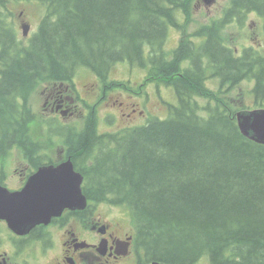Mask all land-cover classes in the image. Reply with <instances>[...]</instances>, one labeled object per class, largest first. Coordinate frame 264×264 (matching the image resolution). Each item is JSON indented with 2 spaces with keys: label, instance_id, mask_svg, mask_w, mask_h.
I'll return each mask as SVG.
<instances>
[{
  "label": "trees",
  "instance_id": "obj_1",
  "mask_svg": "<svg viewBox=\"0 0 264 264\" xmlns=\"http://www.w3.org/2000/svg\"><path fill=\"white\" fill-rule=\"evenodd\" d=\"M198 1L0 0V162L25 146L43 149L33 140L37 128L30 122L37 115L23 90L31 80L33 94L44 83L71 81L81 67L106 81L116 64L136 62L149 83L159 80L176 91L179 107L165 120L116 136H97L93 118L68 140L75 166L88 178L85 194L95 203L126 206L155 260L196 264L208 255L211 264H264V146L241 135L234 115L246 102L229 94L251 81L255 108H264V57L245 52L237 58L220 41L229 9L169 54L170 29H179L180 14L188 28ZM17 2H37L48 16L23 53L16 50L25 44L10 23L14 13L1 12ZM232 5L264 17V0ZM207 76L219 80L218 92ZM197 97L210 99L201 107L207 116L193 105L199 107ZM18 130L23 142L16 141ZM94 139L99 149L91 152Z\"/></svg>",
  "mask_w": 264,
  "mask_h": 264
},
{
  "label": "flooded vegetation",
  "instance_id": "obj_2",
  "mask_svg": "<svg viewBox=\"0 0 264 264\" xmlns=\"http://www.w3.org/2000/svg\"><path fill=\"white\" fill-rule=\"evenodd\" d=\"M253 14L257 15L256 12ZM259 27L263 28L264 24H260ZM252 49L259 51L258 46H253ZM91 85L92 89L86 94L107 101L112 100L114 91H111L109 87H103L97 83V80ZM48 90L44 92L45 110L57 116L58 119L76 117L83 112L73 84H54L53 88ZM81 100L87 102V99L82 97ZM126 107L131 106L129 104ZM135 112L134 109L133 113ZM128 116L131 115L128 114ZM94 146L95 139L91 149ZM61 155L63 159L68 157L67 152H61ZM24 162L36 168L28 157ZM30 169H14L15 175L10 176L5 174V169H0V186L11 190L21 189L32 174H29ZM16 186L20 188L14 189ZM33 189L26 197H12L11 203H17L20 207L23 202H28L33 196L38 195L40 198L44 195L41 188L33 186ZM46 195L56 198V195L51 193ZM59 206L60 204H57L55 207L59 208ZM103 210L101 204L93 205L92 203L82 212L66 210L62 221L56 222L54 218L48 224L33 226L25 233V236L16 235L7 227L5 221H0L7 229L5 237L10 240L7 244L8 249L0 251V264H151L154 262L138 247L136 238L125 219L113 217ZM51 230L54 231V237L51 235Z\"/></svg>",
  "mask_w": 264,
  "mask_h": 264
},
{
  "label": "rangeland",
  "instance_id": "obj_3",
  "mask_svg": "<svg viewBox=\"0 0 264 264\" xmlns=\"http://www.w3.org/2000/svg\"><path fill=\"white\" fill-rule=\"evenodd\" d=\"M230 5V0H218V2H215L212 6L206 7L204 4H201L200 6H197L194 8V13L189 14V25L193 23V26H190L189 32L194 31V33H198L201 31V27L209 25V20L210 19H217L219 18V15L221 12H224V9L226 10ZM11 6L13 7V11H15L16 16L12 18V21L15 23L16 26H19L20 23L23 21L29 22L32 25V33L31 36L37 31L38 26L40 21L42 20L43 16L45 15V18L40 26L47 21V11L45 8H42L39 4L37 3H24V2H18V3H12ZM229 10L231 12H236L238 11H244L243 9L239 8H233V5L230 6ZM183 14H180L179 17H183ZM179 24V22H178ZM39 28V30H40ZM179 29L183 30L184 27L179 24ZM20 34H22V30H20ZM187 35V34H186ZM30 36V35H29ZM248 36L247 29L243 30L239 26L233 24L231 26H227V29L223 31V38L226 43L231 44L233 46L236 45H242L243 48L247 49L252 43L249 41L246 43H242L240 38H246ZM33 37V36H32ZM32 37L29 38V41L32 39ZM170 39V36L168 37ZM177 35L173 34V40L176 41ZM263 41V39H262ZM37 42V41H36ZM33 45V50L35 47V44ZM21 50V49H19ZM166 50L170 51V41L169 43L167 42L166 44ZM23 53V50H21ZM33 53V52H32ZM241 54V52H239ZM32 55V54H31ZM32 58V56H29ZM112 69V68H111ZM111 69L108 70L107 73L111 71ZM87 73L90 75H86V78L84 80V85L89 84L92 82V80L95 78L89 71V69H86ZM80 71V72H79ZM82 73V69H78V75ZM77 75V76H78ZM92 75V76H91ZM146 71H143V69L139 68L138 63H120L116 64V68L114 67L113 72L111 73L108 81L110 83L112 82H117L120 84H124L126 87L123 89H117L114 91L112 94L118 93L116 99L120 102H127L129 93L132 95V101L135 102L138 105L139 111H144L146 113H136V116L129 118L128 115L124 116L123 112L126 111L128 114L133 115V111L124 109L121 105H116V104H107L105 101L102 100V98L99 97L98 103L104 107V113L103 115L105 118H107V121L111 122L112 124L114 123V116L119 117L122 121L121 123L123 124L124 127H136V126H142L145 125L146 122L149 119H160V120H165L170 116V113L175 109L179 107V101L177 98V95L174 91L173 88L167 87L164 84H160L159 80H153L156 83L152 84L148 82V77H146ZM157 79H160L158 75ZM131 79L135 82L134 83H129ZM159 82V83H158ZM208 86L211 89L219 90V85L220 82L218 79H210L208 81ZM78 88L80 89L81 86L77 85ZM254 83L250 81L243 80L239 85L236 87H233L230 89L229 94L231 96H237L241 97L242 100H246V105L249 108L254 107V101L253 100V94H252V89H253ZM103 87H109L108 84H106L105 81H103ZM46 88V84L38 88L33 94V80L28 83L27 86H24L23 90L25 94L29 97L28 98V108L30 107L34 108V111L37 113V116L39 120L35 121V125L37 128L36 135L37 139L40 141H45L46 138V130L43 127L42 123V118H46L48 114L44 112V103H45V96L42 94V91ZM20 91V90H19ZM22 91V90H21ZM49 91V90H46ZM45 91V92H46ZM83 95L86 94V90L84 89V86L82 88ZM13 93H9L7 97L11 96ZM32 94V95H31ZM210 99L206 97H197L198 103L201 105L202 108H205L206 104L208 103ZM131 101V100H130ZM213 103V102H212ZM199 111L198 114L201 116L206 115L204 111L201 112V107H198L195 103H193ZM82 118V117H81ZM77 119V118H76ZM76 119H71L69 123H75ZM99 117H97L96 120H98ZM99 133L103 134V132L100 130L99 126ZM105 127H103V130ZM16 130V129H15ZM19 131V130H18ZM4 133H1L2 135ZM24 132L20 130L17 133L16 136V141H22L21 136H23ZM59 141V140H56ZM52 148L49 150L51 155L53 157H57L59 153L62 150V144L60 142H55L54 145L51 144ZM27 152L30 154L31 157L36 158V155H39L41 152L40 148H35L34 146H31L30 148H26ZM16 158L19 161H22V159L18 156H15L13 158H8L7 155H5L1 159V163L5 164V169L8 171L9 168H12V166L15 164ZM8 160H12L10 162V165L7 164ZM36 166V165H35ZM35 169V167H31L30 173ZM103 207L106 208H111L114 210V215H117V211H122L120 208L117 207H112L110 205H105ZM129 224L132 226V221H128ZM0 240L2 242V245L0 246V251H5L7 250V244L10 242L5 235L7 234V229L6 226L3 224H0ZM51 235L54 237V231L51 230ZM3 240V241H2ZM209 258L208 256H203L200 258V260L196 264H210L209 263Z\"/></svg>",
  "mask_w": 264,
  "mask_h": 264
},
{
  "label": "bare ground",
  "instance_id": "obj_4",
  "mask_svg": "<svg viewBox=\"0 0 264 264\" xmlns=\"http://www.w3.org/2000/svg\"><path fill=\"white\" fill-rule=\"evenodd\" d=\"M77 75L78 74H76L71 81L60 84H73L78 103L81 106V109H83L82 113L76 117L60 120L57 118V116H54L52 113H49L45 110L44 103V112L48 115L46 118H42V123L46 130L47 139L45 141H40L37 139L35 142L43 145L42 150L46 152L45 156L47 159L56 160L59 165L50 167L39 163L35 168V171H33L29 177L28 184L24 190L27 194H30L31 187L36 186L43 190L44 195L36 201L29 200L28 202H23L16 210L10 208L5 211L6 225L14 233L16 231H21L25 234L30 231L33 226L50 223V221L56 218V216L53 210L47 211V208L51 209L57 204H60L64 213L66 210L72 211L75 209L73 203L75 198H88L84 192V188L87 184L86 176L75 166L73 156L70 155L69 146L67 144L68 140H70L73 136L85 131L88 126V122L95 118V111L92 107V100L90 96L88 94L83 95V87H80L79 89L75 83V78ZM45 84L46 88L42 91V94H44V92L49 88H53L54 84L60 85L58 83L48 82L42 84L41 86ZM81 97L87 99V102L82 101ZM35 114L37 115L36 112ZM71 119H76L75 123H69L72 121ZM36 120H39L38 116ZM96 129L97 136H102L103 134L99 133L98 125H96ZM60 132L64 134V137L60 136ZM241 134L243 135L242 132ZM49 141H51L52 145H54L55 142H60L62 144L61 152H67L68 157L63 159L61 152L57 157H53L49 152V150L52 148ZM48 193H51L54 196L56 195V198H50L46 195ZM54 204L55 206H53Z\"/></svg>",
  "mask_w": 264,
  "mask_h": 264
},
{
  "label": "water",
  "instance_id": "obj_5",
  "mask_svg": "<svg viewBox=\"0 0 264 264\" xmlns=\"http://www.w3.org/2000/svg\"><path fill=\"white\" fill-rule=\"evenodd\" d=\"M204 1L209 5L214 2V0ZM28 32L29 28L25 26L24 34L27 35ZM236 118L238 127L240 128L244 137L255 143L264 145V109L239 111L236 115ZM75 200L76 198L73 200V203H75ZM82 200L85 202V199ZM10 208V203L7 200H1L0 196V219H6L5 211Z\"/></svg>",
  "mask_w": 264,
  "mask_h": 264
}]
</instances>
